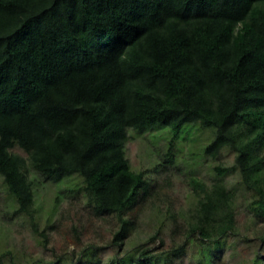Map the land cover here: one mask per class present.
<instances>
[{"label":"trees","instance_id":"trees-1","mask_svg":"<svg viewBox=\"0 0 264 264\" xmlns=\"http://www.w3.org/2000/svg\"><path fill=\"white\" fill-rule=\"evenodd\" d=\"M195 125L212 132L205 154L229 148L234 164L216 166L212 184L191 176L196 201L168 209L150 238L162 240L170 222L183 241L157 255L127 250L117 264H153L188 244L208 261V245L236 232L237 195L223 180L234 171L264 214V0H0V174L45 246L32 169L56 183L80 178L69 188H82L96 214L116 215L112 242L123 247L129 213L154 189L127 156L129 130L173 132L172 164L176 137ZM96 259L86 248L68 264ZM0 264L21 263L8 249Z\"/></svg>","mask_w":264,"mask_h":264},{"label":"rangeland","instance_id":"rangeland-1","mask_svg":"<svg viewBox=\"0 0 264 264\" xmlns=\"http://www.w3.org/2000/svg\"><path fill=\"white\" fill-rule=\"evenodd\" d=\"M129 135L127 156L134 169L148 171L154 189L149 199L139 202L129 213L135 227L123 247L112 242L119 226L116 215L96 214L82 188H69L81 184L80 178L74 176L72 181L65 179L56 183L32 169L30 175L37 181L35 215L39 229L48 236V244L44 245V236L34 230L28 215L16 212L15 198L0 174V252L13 250L21 264L33 263L34 259L49 264L62 258L68 264L73 254L80 255L84 249L90 248L95 249L97 259L87 264H117V259L127 250L138 254L135 249L145 246L151 254L157 255L170 249L174 242L183 241L184 236L174 234L170 222L162 226L163 242L160 237L150 238L161 226L159 220L167 216L168 209L179 213L196 201L190 177L197 176L208 184L214 183L220 178L215 167L234 164L235 152L225 148L218 157L206 155L204 147L213 139L212 132L198 125L188 126L176 137L173 147L175 161L168 164L164 158L173 132L153 127L144 131L130 129ZM14 151L26 154L18 148ZM157 163L165 164V167L156 169ZM239 179L237 171L223 176L237 195L236 232L227 236L219 247L208 245L211 249L208 261L201 258L200 245L188 244L180 254L166 259L156 258L153 264H253L257 254H260L259 263L264 264V214H257L249 206L248 191Z\"/></svg>","mask_w":264,"mask_h":264}]
</instances>
